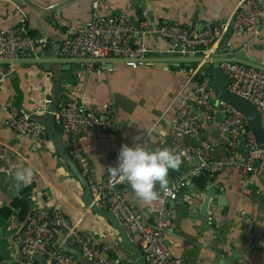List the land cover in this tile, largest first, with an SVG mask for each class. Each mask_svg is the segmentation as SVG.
<instances>
[{
  "label": "crops",
  "instance_id": "obj_1",
  "mask_svg": "<svg viewBox=\"0 0 264 264\" xmlns=\"http://www.w3.org/2000/svg\"><path fill=\"white\" fill-rule=\"evenodd\" d=\"M241 1L0 0V29L24 26L30 34L47 36L53 42L25 60L0 62V75H6L0 87V252L3 254L0 264H22L29 258L23 255L16 238L30 217L42 208H61L73 227L89 234L98 246L109 248L107 255L111 259L143 264L138 242L131 241L127 235L130 242L127 243L113 215L91 207L88 182L70 155L61 128L50 115L36 111L51 108L44 104L47 99L54 103L78 101L98 114H102L105 104L115 107L118 119L115 132L86 130L78 137L85 156L101 179L108 177L111 158L116 166L124 144L132 147L139 142L149 150L167 147L178 99L186 90L211 81L212 75L191 80L199 70L208 72L204 61L192 68L179 62V57L160 54L169 43L157 34L158 28L175 22L217 25L229 21ZM258 1L264 6V0ZM121 12H126L136 24L147 22L152 31L146 39L149 52L145 66L132 69L118 58L106 62V66L113 64V71H105L102 63L92 71L74 63H55L63 59L60 53L63 41L91 21L95 13L111 16ZM221 48L225 50L221 56L235 58L244 54L264 63V30L258 35L229 31L223 40L207 48L204 58L220 55ZM5 105L32 114L45 128L46 138L37 141L9 128ZM191 113L203 123L201 111L194 107ZM203 129L218 139L214 157L223 159L226 141L219 137L216 125L209 123ZM137 136L143 139L136 141ZM20 168L32 171L27 185L14 180V173ZM186 168L182 160L179 170L170 169L169 182ZM124 183L129 188L125 195L129 205L153 221L160 200L145 205L135 197L130 185ZM155 190L161 196L158 184ZM208 191L214 192V196L206 217L200 210ZM198 194L201 201L194 205L186 203V196ZM168 208L171 224L166 245L181 259V264H264V158L248 175L223 169L215 177L195 179L178 200L169 202ZM66 237L65 233L56 232L54 245L69 252L76 250L66 244ZM74 253L78 254L80 264H91L78 250ZM31 261L51 264L40 255H32Z\"/></svg>",
  "mask_w": 264,
  "mask_h": 264
},
{
  "label": "built area",
  "instance_id": "obj_2",
  "mask_svg": "<svg viewBox=\"0 0 264 264\" xmlns=\"http://www.w3.org/2000/svg\"><path fill=\"white\" fill-rule=\"evenodd\" d=\"M94 9L98 3L93 4ZM264 30V6L258 0H242L229 21L212 25L183 24L179 22L161 25L157 34L169 43V47L160 54L179 58L207 56V48L223 40L225 35L250 31L256 35ZM147 22L136 24L126 13L100 16L97 13L75 34L68 36L60 47L63 59L80 60V66L94 70L95 61L118 58L128 67L137 69L148 63L149 49L146 39L151 33ZM133 39H137L134 44ZM53 42L47 36L32 35L24 26L0 29V60L26 59L36 53L40 47L50 46ZM218 53L224 54V48ZM105 71H113V64ZM223 74L231 79L227 90L250 101L261 115L264 130V70L240 62L222 61ZM209 75L199 70L192 78ZM6 75H0V87ZM45 106L36 113H45L53 118L54 124L61 128L66 138L70 155L79 165L85 176L93 197V204L99 209L110 210L117 217L131 241H137L148 264H181L182 261L169 251L166 234L170 227L168 204L178 200L182 191L195 179L202 176L215 177L223 169L236 170L242 174L253 173L264 158V149H260L246 117L233 106L218 99L210 87V81L186 90L178 99L176 116L172 122L168 148L181 155L187 168L169 183L170 192L162 191L158 210L154 220L149 221L134 210L125 195L129 188L109 175L101 179L97 169L89 163L84 149L79 144L82 131L97 133L117 130V111L111 104L103 105L102 114L89 111L78 101L54 103L47 99ZM203 113V123L191 113L192 108ZM7 124L21 136L43 141L45 128L32 114L14 105L3 107ZM214 123L219 137L226 141V156L214 157L218 139L205 133L204 126ZM110 165L114 166L111 158ZM201 196H186L185 201L194 205ZM63 232L66 244L79 251L81 257L91 264H133L111 259L107 246H98L93 238L71 225L61 208H42L29 219L24 230L17 236L16 243L23 255L29 257L22 264H33L32 255H40L51 264H80L77 253L69 252L62 246H55L56 232Z\"/></svg>",
  "mask_w": 264,
  "mask_h": 264
},
{
  "label": "clouds",
  "instance_id": "obj_3",
  "mask_svg": "<svg viewBox=\"0 0 264 264\" xmlns=\"http://www.w3.org/2000/svg\"><path fill=\"white\" fill-rule=\"evenodd\" d=\"M142 139L140 136L135 138L136 141ZM181 163V155L171 148L149 150L137 142L132 147L122 145L116 166L109 165L107 172L111 177L127 182L139 201L152 205L160 200V193L155 190L157 184L164 193L170 192L169 170H179ZM31 177L30 169L20 168L14 173V180L23 185H27Z\"/></svg>",
  "mask_w": 264,
  "mask_h": 264
},
{
  "label": "water",
  "instance_id": "obj_4",
  "mask_svg": "<svg viewBox=\"0 0 264 264\" xmlns=\"http://www.w3.org/2000/svg\"><path fill=\"white\" fill-rule=\"evenodd\" d=\"M22 60H25V59L12 60V61L11 60H0V62H10V63L13 62L14 63V62L22 61ZM32 61H35V60H32ZM55 61H56L55 63H74V64H77V66H80V63L82 62L80 60H73V59H60V60H55ZM107 61L108 60L95 61V67H97L99 63H104ZM202 61L205 62L204 66L206 67V69H208V73L212 75V78L210 81V87L216 93L218 99L233 106L238 112H240L246 117L249 126L254 130L255 138H256L259 148L264 149V130L262 127V119H261L260 113L257 111L255 106L250 101L227 90V85H229L232 81L231 79H229L223 74L220 68V62L222 61L240 62V63H244L246 65L253 66L255 68H259L263 70H264V63H262L258 59H253L244 54H240L235 58L225 57L221 55L214 56L213 58L211 57L209 58H204V57L203 58L202 57L181 58L179 62H185L188 64L187 66L196 68L198 66V63ZM36 63H39V61H36ZM45 68L46 69L48 68L46 64H45ZM87 191L90 195L89 197L91 200V207L101 212L111 213L113 217L115 218L116 222L119 224V229L122 232V236L124 237L125 241L128 243L129 240L127 239L128 237H127L126 231L121 226L119 220L113 214V212L110 210L105 211V210L99 209L96 205L93 204V197H92V193L90 191V187L88 183H87ZM213 194L214 192L208 191L203 196V204L201 206L200 212L202 215L206 217L209 215L211 203H212L213 196H214ZM75 251L76 250H72L71 252H75ZM141 253L143 254L142 250H141ZM1 254L2 253L0 252V255ZM142 260H143V264H146V259L144 255H143Z\"/></svg>",
  "mask_w": 264,
  "mask_h": 264
}]
</instances>
